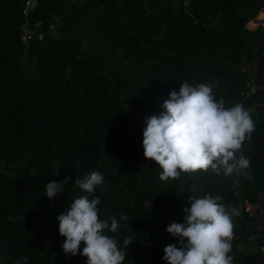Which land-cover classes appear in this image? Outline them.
Returning <instances> with one entry per match:
<instances>
[{
  "label": "trees",
  "instance_id": "trees-1",
  "mask_svg": "<svg viewBox=\"0 0 264 264\" xmlns=\"http://www.w3.org/2000/svg\"><path fill=\"white\" fill-rule=\"evenodd\" d=\"M22 9L23 0H0V264H86L63 252L57 217L87 195L75 180L92 171L105 177L94 195L100 219L121 225L107 234L127 252L123 264H167L163 249L178 240L157 225L183 223L188 200L206 194L240 211L234 261L264 264V25L250 24L264 0H38L29 16ZM27 19L41 24L25 42ZM252 51L254 75L240 66ZM185 80L250 112L255 130L236 153L250 160L246 175L209 169L165 182L144 157L145 118ZM52 181L63 192L49 199Z\"/></svg>",
  "mask_w": 264,
  "mask_h": 264
},
{
  "label": "clouds",
  "instance_id": "clouds-1",
  "mask_svg": "<svg viewBox=\"0 0 264 264\" xmlns=\"http://www.w3.org/2000/svg\"><path fill=\"white\" fill-rule=\"evenodd\" d=\"M162 108L164 111L159 115L145 118L142 141L144 157L155 161L162 170L161 181L178 179L181 173L209 169L217 175L221 170L225 175L234 171L246 175L244 170L250 167V160L242 154L237 159L236 153L250 138L255 125L242 104L225 108L224 101L214 97L211 86L193 85L185 80L178 91H170ZM104 182L105 177L99 171L75 180L87 195L75 198L57 217L59 234L65 238L61 247L66 256L86 257V264H123L127 252L107 234L117 233L120 223L115 217L106 220L99 217L97 205L101 201L94 193ZM45 189L49 199L63 192L60 181L49 182ZM220 200L219 196L207 194L188 200L190 207L183 209L184 222H172L166 228L178 240V244L163 249L167 264H232L233 217H239L240 211ZM121 219L127 220V216ZM131 242L125 239L124 247L128 249ZM27 259L21 257L25 264ZM16 264L21 262L18 260Z\"/></svg>",
  "mask_w": 264,
  "mask_h": 264
},
{
  "label": "built area",
  "instance_id": "built-area-1",
  "mask_svg": "<svg viewBox=\"0 0 264 264\" xmlns=\"http://www.w3.org/2000/svg\"><path fill=\"white\" fill-rule=\"evenodd\" d=\"M38 0H23V14L25 16H29L30 12L35 8L37 5ZM41 23L38 22L35 25L31 24L29 20L27 19L21 26V33H22V39L25 42H28L30 39L33 38V36L37 33V26L40 25ZM56 25L51 24L50 28L55 29ZM252 204H250L249 207H251ZM233 264H239V262L232 260Z\"/></svg>",
  "mask_w": 264,
  "mask_h": 264
},
{
  "label": "rangeland",
  "instance_id": "rangeland-1",
  "mask_svg": "<svg viewBox=\"0 0 264 264\" xmlns=\"http://www.w3.org/2000/svg\"><path fill=\"white\" fill-rule=\"evenodd\" d=\"M264 10V9H262ZM250 24H252L253 26L257 25V24H262L264 25V14H261L258 19H252L250 21ZM254 55V51L251 52L250 55H247L243 62L240 63V66L245 69L248 70L250 72L251 75H254L256 72V64L253 62V56ZM250 206V205H249Z\"/></svg>",
  "mask_w": 264,
  "mask_h": 264
},
{
  "label": "water",
  "instance_id": "water-1",
  "mask_svg": "<svg viewBox=\"0 0 264 264\" xmlns=\"http://www.w3.org/2000/svg\"><path fill=\"white\" fill-rule=\"evenodd\" d=\"M262 13H264V11H261V12H260V14H262ZM254 19H257V17H255ZM157 228H158L160 231H162L165 235H167V236H171V234H169V233L166 231L167 226L164 225L163 223H159V224L157 225Z\"/></svg>",
  "mask_w": 264,
  "mask_h": 264
}]
</instances>
